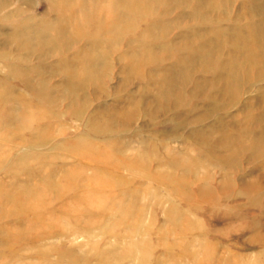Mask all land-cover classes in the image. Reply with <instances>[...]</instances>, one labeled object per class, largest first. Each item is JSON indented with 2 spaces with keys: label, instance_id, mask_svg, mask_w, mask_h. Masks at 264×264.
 Instances as JSON below:
<instances>
[{
  "label": "rangeland",
  "instance_id": "rangeland-1",
  "mask_svg": "<svg viewBox=\"0 0 264 264\" xmlns=\"http://www.w3.org/2000/svg\"><path fill=\"white\" fill-rule=\"evenodd\" d=\"M263 45L264 0H0V264H264Z\"/></svg>",
  "mask_w": 264,
  "mask_h": 264
},
{
  "label": "bare ground",
  "instance_id": "bare-ground-1",
  "mask_svg": "<svg viewBox=\"0 0 264 264\" xmlns=\"http://www.w3.org/2000/svg\"><path fill=\"white\" fill-rule=\"evenodd\" d=\"M156 2H157V0H156ZM217 8V7H216ZM218 10V9H217ZM240 38V37H239ZM255 38V37H254ZM257 38V37H256ZM241 39V38H240ZM243 39V38H242ZM253 40V39H252ZM262 40V39H261ZM258 41V40H257ZM241 44V43H240ZM264 46V45H263ZM242 51V50H241ZM257 51V50H256ZM255 51V52H256ZM255 52H253L254 54H255ZM261 52V51H260ZM256 56V55H255ZM261 58V57H260ZM52 184H54V183H52V182H45V186L47 187V193H46V195H49V194H51V193H53L54 192V190H56V189H61V188H54V187H51V185ZM63 189V188H62ZM90 189L91 190H93V191H96V190H98V189H100V187H99V185H96V184H94V185H92L91 187H90ZM95 203V202H94ZM76 205H77V200L76 201H74L73 200V202H72V204H71V206H70V208L72 209V210H75V208H76ZM95 205H98V204H95ZM99 206V205H98ZM65 207V206H64ZM67 207H65V209H66ZM31 209H33V208H31ZM54 219V218H53Z\"/></svg>",
  "mask_w": 264,
  "mask_h": 264
}]
</instances>
